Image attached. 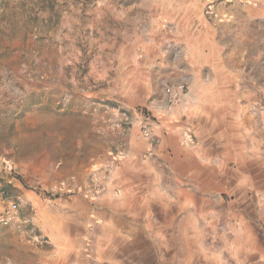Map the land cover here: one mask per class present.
<instances>
[{
    "label": "rangeland",
    "instance_id": "1",
    "mask_svg": "<svg viewBox=\"0 0 264 264\" xmlns=\"http://www.w3.org/2000/svg\"><path fill=\"white\" fill-rule=\"evenodd\" d=\"M181 81L178 134L142 140L131 200H63L124 147L112 111L136 132ZM11 202L0 264H264V0H0Z\"/></svg>",
    "mask_w": 264,
    "mask_h": 264
},
{
    "label": "built area",
    "instance_id": "2",
    "mask_svg": "<svg viewBox=\"0 0 264 264\" xmlns=\"http://www.w3.org/2000/svg\"><path fill=\"white\" fill-rule=\"evenodd\" d=\"M187 92L186 83L181 81L172 84H164L161 96L158 99L150 100L147 106V113H135L137 117L138 136L149 146L158 145L160 132H164L165 126H169L176 118L179 105ZM134 127L132 115L126 111L114 109L110 119V128L121 140L127 138ZM122 156L121 150L110 152L103 161L100 169L95 170L86 187L90 196H97L104 190L105 183L110 179L117 166L118 157ZM73 186V185H72ZM56 189V186L53 187ZM15 203L0 206V226H8L16 219Z\"/></svg>",
    "mask_w": 264,
    "mask_h": 264
},
{
    "label": "crops",
    "instance_id": "3",
    "mask_svg": "<svg viewBox=\"0 0 264 264\" xmlns=\"http://www.w3.org/2000/svg\"><path fill=\"white\" fill-rule=\"evenodd\" d=\"M171 123L169 126H165L164 132H158L160 134V143L157 145L159 150L158 154H160L161 149H163V141L165 138H169V136H174L178 134V129L175 128ZM134 130L132 129V132L130 135L125 138L123 142V148L118 149L121 150L122 156L118 157V162L117 166L114 169L110 179L105 183L106 185V194H109V191L112 189H115L116 192H118L117 197L119 198L118 200H131V169H136L131 168L132 165L136 162V160H141V151H143V148H147V145L142 141V139L138 136L137 131L133 132ZM139 138V139H138ZM136 139L139 143L138 145L132 143V140ZM141 139V140H140ZM156 149V148H155ZM117 151V150H116ZM112 152V151H111ZM163 152V151H162ZM110 152L108 153L107 156H109ZM106 156V157H107ZM105 156H103L102 160H96L94 161L95 163V170L100 169V167L103 165L104 159H106ZM65 183V190L67 192H71L67 195H65L63 200H92V198H89L88 195L85 194L86 189L85 186H78L74 190V186L76 185L73 183V186L70 187L72 182H62ZM134 183L135 186L138 185V181H135ZM69 185V186H66ZM108 196V195H107ZM94 199V198H93ZM97 199V198H96ZM98 200V199H97Z\"/></svg>",
    "mask_w": 264,
    "mask_h": 264
},
{
    "label": "bare ground",
    "instance_id": "4",
    "mask_svg": "<svg viewBox=\"0 0 264 264\" xmlns=\"http://www.w3.org/2000/svg\"><path fill=\"white\" fill-rule=\"evenodd\" d=\"M95 96H99L98 94H96Z\"/></svg>",
    "mask_w": 264,
    "mask_h": 264
}]
</instances>
